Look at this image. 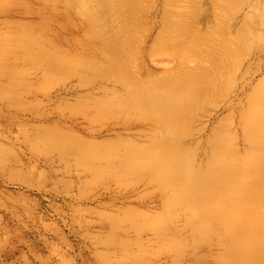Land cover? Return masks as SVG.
Here are the masks:
<instances>
[{"label":"rangeland","instance_id":"1","mask_svg":"<svg viewBox=\"0 0 264 264\" xmlns=\"http://www.w3.org/2000/svg\"><path fill=\"white\" fill-rule=\"evenodd\" d=\"M42 6L0 0V225L8 226L0 261L264 264V75L244 76L264 43V0ZM252 6V23L236 28ZM81 84L108 89L90 94ZM181 142L195 164L168 168L183 178L168 199L150 209L109 202L145 182L141 194L157 198L140 175ZM196 175L198 192H186ZM176 211L200 229L183 256L137 243L139 229Z\"/></svg>","mask_w":264,"mask_h":264},{"label":"bare ground","instance_id":"2","mask_svg":"<svg viewBox=\"0 0 264 264\" xmlns=\"http://www.w3.org/2000/svg\"><path fill=\"white\" fill-rule=\"evenodd\" d=\"M40 1L43 4L42 11L44 12L46 10L45 7L48 6V3L50 2V0H40ZM69 1L71 2L72 0H69ZM56 4L57 3L53 4L54 8L58 7L56 6ZM10 12H11L10 10L6 11V13H10ZM254 13H255V6H252L249 10L244 11L242 18L239 21L240 24L236 22V28L242 29V27H244L246 23L248 24V21L249 23H252V20L250 21V19H252V17L254 16ZM197 63H200V62H197ZM198 67L201 68L200 64H197V66L191 67V68L197 69ZM252 68H255V72L254 74H252V77L264 75V43L260 47V50L258 51V53L255 54L248 61V63L244 66V76L250 73ZM249 84H250V81L246 82L243 85L242 90L246 89V87H248ZM259 85H260V82L258 85H256L257 88ZM79 86L81 88H85L90 94L95 93L96 90L101 91V90L108 89L105 84H101L98 87H96L95 85L83 86V84ZM256 86L254 88H256ZM261 98L262 99L259 100V119L261 120L264 126V98L263 96ZM182 111L183 109L179 111V114H181ZM161 133H162V137L166 138V133L164 131H162ZM152 138L153 136H151L150 139ZM28 139L30 138L27 137V140ZM183 144H184L183 142L179 144L178 148L175 150L176 153L172 159L168 161L163 160L162 162H160L161 165H158L157 168L155 167L156 165H154L155 163L151 162L152 164H150V166L146 169V173H143L140 175L141 176L140 181L144 182L145 179H148L150 183L157 185V189H156L157 198H151L150 199L151 201H148L147 197L141 194V191H142L141 188H144V189L150 188V184L145 182L142 184L141 183L134 184L131 188H128V189H123V190L120 189V190L114 191L115 195L114 196L110 195L108 197L109 202H112L113 206L117 205L118 207L116 208H119V209L129 204H132V203L138 204L140 207L150 209V208H153L159 200L168 199V197L171 196V192H169L168 187L172 186V190L174 191L175 185L179 184L180 182L178 181H182L183 179L182 176H175L173 178L170 177L168 174L169 173L168 168L172 166H178L179 163H182L184 159L188 164L189 163L192 165L195 164V160L192 157L193 155H191L190 151H187L188 147H186ZM186 144L189 145L190 143H186ZM163 167L165 168L164 172L156 171V169H162ZM162 183L165 185H162ZM198 183H199V179H198V176L196 175V182H193L191 187L188 186V188H186L187 189L186 192H189L190 189L192 188V191L194 189V192L197 193L199 190ZM142 185L144 186L142 187ZM219 190L220 189H218L217 192ZM97 202L101 204L102 202H104V200H98ZM189 205H190L189 196L183 197L181 199L180 207L188 208ZM7 208L8 207H6V209ZM223 219H225L224 216L222 214H219V216H217L216 218L215 224L219 225L221 221H223ZM180 221L183 222L182 225L179 224ZM193 223L194 221L191 215L189 216L188 213L182 214L176 211L170 215V219L168 221L164 222V224L162 225H157L154 229H151V230H147L144 228L139 229L136 232V241L137 243L143 246H147V247L157 246L158 248L157 253H159L160 256L163 254H167V255L174 254V255L181 257L183 256V253H184L183 251L184 246L192 239V235L194 236L199 235L200 229L198 228V226L194 228ZM7 227L8 226L0 225V230H6ZM6 237L8 240L6 231H5V235L3 236L0 235V248L3 250L4 248H7L5 247ZM197 259H198V255H197ZM0 264H3L2 261H0ZM216 264H220L219 260L216 261Z\"/></svg>","mask_w":264,"mask_h":264}]
</instances>
